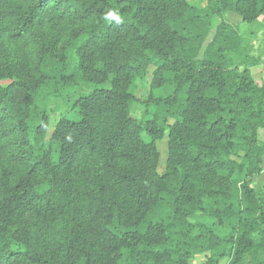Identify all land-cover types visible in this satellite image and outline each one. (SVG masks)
<instances>
[{"label":"trees","instance_id":"obj_1","mask_svg":"<svg viewBox=\"0 0 264 264\" xmlns=\"http://www.w3.org/2000/svg\"><path fill=\"white\" fill-rule=\"evenodd\" d=\"M208 1L0 0V264H264L263 60L224 21L264 0ZM75 94L47 142V99Z\"/></svg>","mask_w":264,"mask_h":264},{"label":"rangeland","instance_id":"obj_2","mask_svg":"<svg viewBox=\"0 0 264 264\" xmlns=\"http://www.w3.org/2000/svg\"><path fill=\"white\" fill-rule=\"evenodd\" d=\"M189 2L197 6L198 8L204 10L208 14H213L212 8L208 0H189ZM216 23L220 22V19L214 17ZM224 21L231 27H234L238 30L239 35L243 36L247 42L251 43L253 48L252 55L255 57H261L264 63V18H260L255 25H248L243 23L241 16L234 12L227 13L224 16ZM258 68V67H257ZM255 69L254 76L256 80L261 83L264 80V67ZM152 71L150 70L149 74L142 80L137 82V92L136 96L138 101L131 106V115L134 119L146 121L152 119V116L155 113V109L150 106H147V101L150 94V85L152 83ZM5 82L4 84H8ZM81 90L78 93H88L89 87L85 83L81 84ZM110 87V85H107ZM76 99L75 95H66L58 99H47L46 108L49 116V129L46 135V141H50L56 125L58 122L65 118H71V106ZM42 103V102H41ZM44 104V102H43ZM169 124H173V120H168ZM146 142H150V138L147 135H144ZM168 137L156 143L158 151L160 153V163L158 167L159 174L163 175L167 170L168 156H169V146H168ZM253 187L255 189H262L264 187V170L260 176L254 180ZM190 222L194 225L193 234L199 236L207 231H214L224 235V229L220 228L216 224V220L205 216L203 214H196L190 219ZM210 257V253H202L194 256L189 264H205L207 259ZM229 259H223L219 264H229Z\"/></svg>","mask_w":264,"mask_h":264},{"label":"crops","instance_id":"obj_3","mask_svg":"<svg viewBox=\"0 0 264 264\" xmlns=\"http://www.w3.org/2000/svg\"><path fill=\"white\" fill-rule=\"evenodd\" d=\"M262 66L264 67V63H262L261 66H258V68L257 67L256 68L259 69V68H262ZM256 68L253 69V74Z\"/></svg>","mask_w":264,"mask_h":264}]
</instances>
